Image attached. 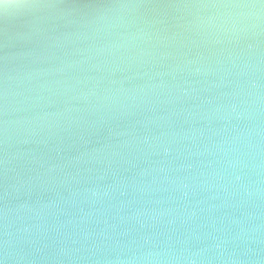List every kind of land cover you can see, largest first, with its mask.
Segmentation results:
<instances>
[{"label":"water","instance_id":"obj_1","mask_svg":"<svg viewBox=\"0 0 264 264\" xmlns=\"http://www.w3.org/2000/svg\"><path fill=\"white\" fill-rule=\"evenodd\" d=\"M0 264H264V0H0Z\"/></svg>","mask_w":264,"mask_h":264}]
</instances>
